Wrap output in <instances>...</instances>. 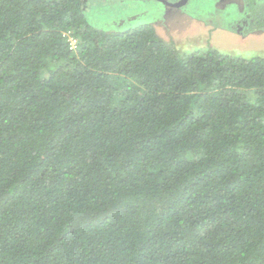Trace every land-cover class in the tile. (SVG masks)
Returning a JSON list of instances; mask_svg holds the SVG:
<instances>
[{
    "label": "trees",
    "instance_id": "obj_1",
    "mask_svg": "<svg viewBox=\"0 0 264 264\" xmlns=\"http://www.w3.org/2000/svg\"><path fill=\"white\" fill-rule=\"evenodd\" d=\"M86 1L0 0V264H264V58Z\"/></svg>",
    "mask_w": 264,
    "mask_h": 264
},
{
    "label": "rangeland",
    "instance_id": "obj_2",
    "mask_svg": "<svg viewBox=\"0 0 264 264\" xmlns=\"http://www.w3.org/2000/svg\"><path fill=\"white\" fill-rule=\"evenodd\" d=\"M253 1L257 9L264 4V0ZM240 2L244 1L190 0L181 8H173L156 0H87L84 12L90 25L105 32L152 25L162 39L173 42L182 54L211 47L244 59L264 58V21L260 23L262 28L254 33H249L242 25L236 27L245 19L244 13L250 19L248 8ZM261 19H264L262 15Z\"/></svg>",
    "mask_w": 264,
    "mask_h": 264
},
{
    "label": "flooded vegetation",
    "instance_id": "obj_3",
    "mask_svg": "<svg viewBox=\"0 0 264 264\" xmlns=\"http://www.w3.org/2000/svg\"><path fill=\"white\" fill-rule=\"evenodd\" d=\"M189 1L190 0H188V2ZM243 1L244 2H240V3L244 7L248 8L249 14H250V19H249V15L244 13L243 17H245V19L243 21H241V23H238V25L236 27L240 28L239 25H242L243 27H246V30L249 33H254L255 30H257L258 28H262V26L260 25L262 20H260L261 19L260 18L258 21H255V20H252V18L254 17V15L257 17L260 13L264 12V4H260L258 9H257V7L255 6V5H257L255 1H253V0L250 1V2H249V0H243ZM162 4L165 5V3H162ZM251 9L254 11V14L252 13ZM238 10L241 11V7L240 6H239ZM238 22H239V20H238ZM235 31H239V30L236 29ZM248 32H246V33H248Z\"/></svg>",
    "mask_w": 264,
    "mask_h": 264
},
{
    "label": "water",
    "instance_id": "obj_4",
    "mask_svg": "<svg viewBox=\"0 0 264 264\" xmlns=\"http://www.w3.org/2000/svg\"><path fill=\"white\" fill-rule=\"evenodd\" d=\"M156 1L161 2V3H165V5H170L172 7L180 8V7H183L187 3L188 0H179L174 4L169 3L167 0H156Z\"/></svg>",
    "mask_w": 264,
    "mask_h": 264
},
{
    "label": "clouds",
    "instance_id": "obj_5",
    "mask_svg": "<svg viewBox=\"0 0 264 264\" xmlns=\"http://www.w3.org/2000/svg\"><path fill=\"white\" fill-rule=\"evenodd\" d=\"M178 1H179V0H178ZM187 2H188V1H187ZM174 3H176V2H174ZM174 3H172V4H174ZM186 4H187V3H186ZM186 4H185V5H186ZM185 5H184V6H185ZM168 6H170V5H168ZM170 7H172V6H170ZM173 8H177V7H173ZM180 8H181V7H180ZM150 26H152V25H150ZM154 29H155V28H154Z\"/></svg>",
    "mask_w": 264,
    "mask_h": 264
},
{
    "label": "built area",
    "instance_id": "obj_6",
    "mask_svg": "<svg viewBox=\"0 0 264 264\" xmlns=\"http://www.w3.org/2000/svg\"><path fill=\"white\" fill-rule=\"evenodd\" d=\"M74 43V42H73Z\"/></svg>",
    "mask_w": 264,
    "mask_h": 264
}]
</instances>
